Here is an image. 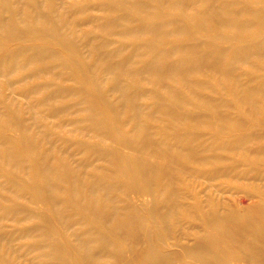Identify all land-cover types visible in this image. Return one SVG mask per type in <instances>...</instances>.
<instances>
[{
    "label": "bare ground",
    "instance_id": "1",
    "mask_svg": "<svg viewBox=\"0 0 264 264\" xmlns=\"http://www.w3.org/2000/svg\"><path fill=\"white\" fill-rule=\"evenodd\" d=\"M0 264H264V0H0Z\"/></svg>",
    "mask_w": 264,
    "mask_h": 264
},
{
    "label": "rangeland",
    "instance_id": "2",
    "mask_svg": "<svg viewBox=\"0 0 264 264\" xmlns=\"http://www.w3.org/2000/svg\"><path fill=\"white\" fill-rule=\"evenodd\" d=\"M22 98V97H21ZM23 100H24V98H23ZM238 194L240 195V196H236V198L238 199V202L241 204V205H246V204H248L249 202H250V200H249V198L246 196V194H244V191H238ZM237 193H236V195H238ZM245 200V201H244Z\"/></svg>",
    "mask_w": 264,
    "mask_h": 264
}]
</instances>
